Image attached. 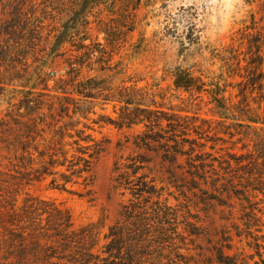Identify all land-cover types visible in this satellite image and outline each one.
<instances>
[{
    "label": "rangeland",
    "instance_id": "obj_1",
    "mask_svg": "<svg viewBox=\"0 0 264 264\" xmlns=\"http://www.w3.org/2000/svg\"><path fill=\"white\" fill-rule=\"evenodd\" d=\"M0 29V264H110L146 222L174 260L192 224L259 260L233 226L264 225V0H0Z\"/></svg>",
    "mask_w": 264,
    "mask_h": 264
},
{
    "label": "trees",
    "instance_id": "obj_2",
    "mask_svg": "<svg viewBox=\"0 0 264 264\" xmlns=\"http://www.w3.org/2000/svg\"><path fill=\"white\" fill-rule=\"evenodd\" d=\"M140 1V0H137ZM13 24L11 22L7 21L6 29L8 28V31H10ZM5 29H0V37L3 33H5ZM192 35L195 33V29H192ZM256 57L252 58V60L249 62V64L254 65L256 68H261L263 64V58L260 56V46L256 48ZM75 68V67H74ZM175 83L178 85V87H183L186 89H193V88H200L196 84V82L186 76L184 73L176 72L175 75ZM262 75H259L256 78V81L262 79ZM119 103H124L126 105L133 104L131 101H124L123 99L118 100ZM159 139V138H158ZM158 139H153L154 141H158ZM137 147H141L142 145L146 144L144 143V140H141L140 142L136 143ZM176 153H180L179 150L176 151ZM184 155V153H181ZM174 157V155H171ZM47 165V164H46ZM48 165L55 169L57 166H64V164L57 163L54 159H51L48 162ZM45 170H48V167H45ZM133 169V173H137L140 168L139 167H126V169ZM135 168V169H134ZM121 167H117L116 171H121ZM45 172V171H44ZM48 175H55V173L46 172ZM143 179V178H142ZM57 181L54 180L53 184H55ZM69 181H66L65 184H67ZM116 188H122L125 187L126 184L130 185L132 181L129 178V174L126 171L119 172L118 177L115 179ZM58 189H62L64 191H67L65 185H54ZM245 209V208H243ZM243 221V228L240 226L234 225L233 228L235 230V235L239 239V243L243 245V247H247L249 250L253 251L252 254L248 256L249 260H254L256 257L259 259L255 262V264H264V225L260 224L261 218L257 217L256 213L253 211L247 212L242 217ZM153 225L150 223H143L142 224V239L140 240L141 246L133 249H124V240L122 237V233H119V235L116 237V245L110 244V264H116L114 262H117V264H164L162 263L163 260L167 259L168 262L165 264H190L192 261L196 262L194 260V256L190 255L191 250L190 248L185 247V240L190 238L191 244H193L196 239L204 238L207 243L208 247L204 249L207 250L210 255L207 256L204 260V264H249L248 261H245L242 259L240 262V256L242 255V252H236L234 255L227 254V251H232L233 246L230 244L231 236L229 235L228 228L223 227L219 231L220 238L218 241H214L212 239L213 232L209 229H201L199 227H195L193 224L189 229H185V232H187V236H185L183 233H179L178 231L174 232L179 238L180 242H183L184 246H176L173 250H175V260L173 258H170V255L164 254V244L167 242L165 240L166 236L169 237V235H166L164 231L156 230L153 231ZM255 230V231H254ZM218 234V231L215 233ZM167 237V238H168ZM195 237V239H194ZM172 238L171 240H173ZM161 240V241H160ZM177 242H173V245H176ZM116 246V247H115ZM202 250V248H200ZM182 250H185L186 253H181ZM93 258V256H91ZM172 262V263H170ZM91 259H87L86 264H90ZM197 264V263H196Z\"/></svg>",
    "mask_w": 264,
    "mask_h": 264
}]
</instances>
